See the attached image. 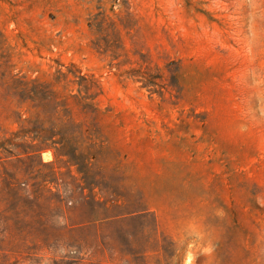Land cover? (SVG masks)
Returning a JSON list of instances; mask_svg holds the SVG:
<instances>
[{
    "label": "rangeland",
    "instance_id": "1",
    "mask_svg": "<svg viewBox=\"0 0 264 264\" xmlns=\"http://www.w3.org/2000/svg\"><path fill=\"white\" fill-rule=\"evenodd\" d=\"M34 80L67 100L96 197L146 219L82 225L78 167L10 147L50 125ZM0 144V264H264V0H0Z\"/></svg>",
    "mask_w": 264,
    "mask_h": 264
},
{
    "label": "trees",
    "instance_id": "2",
    "mask_svg": "<svg viewBox=\"0 0 264 264\" xmlns=\"http://www.w3.org/2000/svg\"><path fill=\"white\" fill-rule=\"evenodd\" d=\"M146 79V78H145ZM149 81H145V87L149 86ZM20 99L29 101L34 108L41 109L48 117V127H45L39 119L27 120V125L21 126V130L14 134L15 139L21 143H9L10 147H21L24 151L30 150L32 153L41 154L43 151L51 150L54 152L57 160H64L68 164L78 167L79 173L85 187L89 189V194L82 193L81 205L87 208V220L81 221V224H97L100 223H116L120 221L132 220L133 218L146 219L148 213L142 211L137 213L131 212H115L120 207L119 204H111L114 197H107L101 201L96 197L94 189L100 184L95 181L94 172L92 171L93 163L91 161L92 154L82 153L78 145L79 133L75 130V124L71 123V117L68 113L67 100L59 101L58 94L52 90L50 85L34 81L20 82ZM80 101H78V104ZM62 109V110H61ZM63 116L57 118L60 120V126L57 127L53 120V116H59L60 112ZM27 139L31 142L27 143ZM0 148L5 149L4 144H0ZM91 165V166H90ZM28 182L26 180H18L14 176H10L5 181V189L12 196L11 201L14 205L19 202H25L30 193L28 192ZM117 200V199H116ZM104 210L102 217L98 214V209Z\"/></svg>",
    "mask_w": 264,
    "mask_h": 264
}]
</instances>
